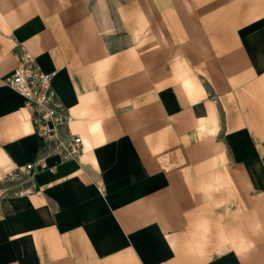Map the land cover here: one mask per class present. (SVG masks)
Listing matches in <instances>:
<instances>
[{"label":"crops","instance_id":"obj_1","mask_svg":"<svg viewBox=\"0 0 264 264\" xmlns=\"http://www.w3.org/2000/svg\"><path fill=\"white\" fill-rule=\"evenodd\" d=\"M24 52L73 160L5 84ZM0 264H264V0H0Z\"/></svg>","mask_w":264,"mask_h":264},{"label":"built area","instance_id":"obj_2","mask_svg":"<svg viewBox=\"0 0 264 264\" xmlns=\"http://www.w3.org/2000/svg\"><path fill=\"white\" fill-rule=\"evenodd\" d=\"M52 80L53 75L43 72L35 58L24 52L19 65L5 80V84L25 100V107L44 149L60 156L63 161H70L80 155L81 139L71 135L63 136L61 133L69 118ZM34 166H28L26 173L34 170ZM42 166L45 168V165Z\"/></svg>","mask_w":264,"mask_h":264}]
</instances>
